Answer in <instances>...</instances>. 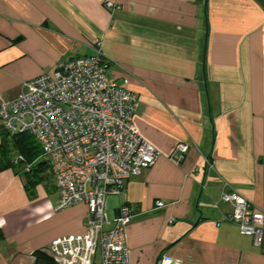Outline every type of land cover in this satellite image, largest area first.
Listing matches in <instances>:
<instances>
[{"label":"crops","instance_id":"0c3cea01","mask_svg":"<svg viewBox=\"0 0 264 264\" xmlns=\"http://www.w3.org/2000/svg\"><path fill=\"white\" fill-rule=\"evenodd\" d=\"M96 41L111 79L128 80L139 96L134 124L161 154L108 214L133 209L131 263L264 264V239L257 247L225 221L233 206L221 201L228 190L264 211V8L257 0H0V96L15 99L24 82L93 54ZM2 132L0 118V147ZM180 143L189 150L178 161ZM9 151L0 148V264H34V251L85 231L88 206L56 212L52 176L29 194Z\"/></svg>","mask_w":264,"mask_h":264},{"label":"built area","instance_id":"2783aa9c","mask_svg":"<svg viewBox=\"0 0 264 264\" xmlns=\"http://www.w3.org/2000/svg\"><path fill=\"white\" fill-rule=\"evenodd\" d=\"M106 7L117 6L107 1ZM111 65L102 42L96 41L93 54L70 58L53 72L24 82L15 99L0 96L3 130L11 135L28 133L41 147L59 191L55 211L81 203L88 206L85 231L53 241L45 249L56 264H132L126 232L133 209L124 203L111 221L108 199L124 197L129 181L154 166L161 154L134 124L139 96L129 90L128 80L111 79ZM188 150V144L180 143L172 158L180 161ZM18 161L24 158L19 156ZM30 168L27 165L26 170ZM221 201L233 206L225 221L236 224L242 235L253 237L261 247L264 211L228 190ZM163 206L157 202V207ZM157 264H163V258Z\"/></svg>","mask_w":264,"mask_h":264},{"label":"trees","instance_id":"16d2710c","mask_svg":"<svg viewBox=\"0 0 264 264\" xmlns=\"http://www.w3.org/2000/svg\"><path fill=\"white\" fill-rule=\"evenodd\" d=\"M2 136L3 141L0 148H9L10 146L9 152H16L17 154L13 156L14 158L19 156L24 158V161H18L17 163H22V165H24L23 173L24 177L27 178V181L24 183L25 189L29 194L33 195L34 188L43 182V180H46L48 176H52L48 162L46 160L40 162L41 157H43L41 147L35 138L28 133L11 135L3 130ZM12 145L15 148H13ZM6 154L5 151V155ZM14 158L11 159V164L14 163ZM27 165H31L29 171L26 170ZM0 168L4 169L5 167L0 166ZM44 173L46 175H43ZM32 255L34 264H56L54 258L49 255L45 249L36 250Z\"/></svg>","mask_w":264,"mask_h":264},{"label":"rangeland","instance_id":"374dc122","mask_svg":"<svg viewBox=\"0 0 264 264\" xmlns=\"http://www.w3.org/2000/svg\"><path fill=\"white\" fill-rule=\"evenodd\" d=\"M45 161V158L44 157H41L40 159V162H44ZM119 197V196H118ZM117 201V196H110L109 197V204H108V214L109 216L113 215V209H114V205H115V202Z\"/></svg>","mask_w":264,"mask_h":264},{"label":"water","instance_id":"95a60500","mask_svg":"<svg viewBox=\"0 0 264 264\" xmlns=\"http://www.w3.org/2000/svg\"><path fill=\"white\" fill-rule=\"evenodd\" d=\"M259 4L264 8V0H257Z\"/></svg>","mask_w":264,"mask_h":264}]
</instances>
